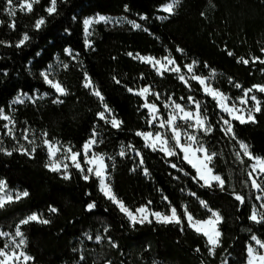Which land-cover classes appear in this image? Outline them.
I'll use <instances>...</instances> for the list:
<instances>
[{"label": "trees", "instance_id": "1", "mask_svg": "<svg viewBox=\"0 0 264 264\" xmlns=\"http://www.w3.org/2000/svg\"><path fill=\"white\" fill-rule=\"evenodd\" d=\"M168 1L58 0L57 13L48 16L45 9L49 0H39L31 13L17 11L15 17H10L5 11V0H0V21L4 22L0 24V40L12 45H0V108L13 117L17 127L28 128L36 135L47 132L46 138L71 146L74 151L82 150L95 128L99 142L93 151L106 155L113 191L129 208L135 210L152 201L154 211L167 212L168 202L162 198L167 196L178 211L187 205L196 219L203 220L210 213L200 201H207L224 218L219 226L220 246L210 255L206 237L190 228L186 220L183 230L181 225L155 220L133 226L101 193L97 178L85 181L71 164L70 179L50 171L45 166L49 159L47 149L39 139L40 146L32 155L0 152V179L6 180L9 188L30 193L27 198L0 209V229L12 232L19 220L31 213L42 214L51 221L21 226L27 240L25 251L35 258V264H108L109 261L111 264H153L154 261L156 264H244L251 235L264 240V222L249 219L257 201V191L248 177L251 160L243 157L241 163L235 155L239 151L237 142L221 130L220 117L228 116L203 93L197 82L190 81L189 89L176 74L158 75L149 64L128 55L129 52L157 58L170 55L182 69L196 60L197 74L207 76L214 70L213 86L232 99L241 97L243 92L230 83V78L245 89L264 84V64L252 63L250 59L252 56L264 59L261 52L264 0H180L167 19L158 18L163 13L160 7ZM95 14L125 16L140 27L134 28L128 22L96 23L88 46L84 21ZM39 17H44L46 24L36 30L34 23ZM13 20L15 29L9 27ZM24 33L30 36V41L15 47ZM177 47L183 52H177ZM65 49L75 53L76 58ZM240 57L249 59V64L238 63ZM57 59L63 64L55 77L68 92L59 96L62 103H53L58 94L41 77V72ZM85 73L102 92L113 114L123 121L119 129L98 118L103 105L84 87ZM144 85H152L154 91L161 93V101H157L161 114L162 101L169 95L182 104L190 95L203 101L213 131L199 135L220 154L214 163L215 170L226 178L224 191L215 186L201 187L202 181H194L195 169L182 159V153L178 157H166L146 147L144 140L136 135L137 131L159 130L149 128L147 109L141 107L143 98L127 91L128 87ZM36 91L49 96L37 102L12 103L19 93ZM257 96L264 102V93ZM180 97L185 99L181 101ZM153 99L149 97V101ZM261 108L260 113H255V123H232L239 140L248 143L254 155L264 157V103ZM4 124L6 121L0 120V133L5 131ZM129 145L134 150L128 151ZM122 146L127 151L123 157L119 155ZM137 151L143 157V165L139 164ZM173 163L177 168L171 167ZM144 168L148 169V175L144 174ZM261 184L264 185V179ZM233 192L243 195L245 202L237 201ZM92 202L96 206L89 211L86 206ZM50 207L58 211L52 213ZM96 235L103 239L97 241ZM112 243L117 247H112ZM80 256L84 259L80 260Z\"/></svg>", "mask_w": 264, "mask_h": 264}, {"label": "snow or ice", "instance_id": "2", "mask_svg": "<svg viewBox=\"0 0 264 264\" xmlns=\"http://www.w3.org/2000/svg\"><path fill=\"white\" fill-rule=\"evenodd\" d=\"M5 2V11L10 17H15L17 11H27L28 13H31L33 11V5L39 3V0H15V2L14 0H5ZM179 4L180 0H169V2L161 6V9L165 13L173 14ZM57 7L58 0H49V6L45 9L48 16L56 14ZM125 10H127V5H125ZM201 15H204V13H201ZM160 18L167 19V16H162ZM109 20L110 18L105 16L86 19L84 21L86 34H91L89 29L94 23H107ZM120 22V20L116 21V23ZM126 22L131 23L134 28L140 27V25L135 22ZM3 23V21H0V24ZM45 24L46 19L44 17H39L34 23V28L40 30ZM9 27L15 29V20L9 24ZM29 41L30 36L27 33H24L18 42H16L15 47L20 48L25 46ZM87 43L91 46L90 41ZM4 44L12 46L9 42L0 40V45ZM176 51L182 53L183 49L177 47ZM65 52L72 56L73 59L76 58L70 49H65ZM261 52H264V48L261 49ZM128 55L142 63L151 65L158 75L163 76L165 73L169 72L176 74V78L183 82L189 89H191L190 81H195L201 86L203 93L206 96H210L216 102L217 108L228 116V119H225L224 116L220 117L221 130L225 136H228L237 142L239 151L235 153L236 158L240 160L241 163H243V157H247L249 160L254 161L251 165L252 171L248 173V177L251 181V187L261 192V195L255 197L256 200L259 201L264 199V185L258 182L261 176H264V157L254 155L250 149V145L243 140H239L232 123V121H238L240 124L256 122L255 113H260L262 111L261 104L264 102L252 93H264V84H256L245 89L239 83L233 82L230 78V83H233L234 87L241 89L243 92L241 97H237L235 101H233L232 97L222 92L218 87L213 86L212 80L215 77L214 70L207 76L196 73L195 68L198 64V61L196 60L183 65L182 69L181 65L177 63L175 57L170 55H166L162 58L141 55L139 53L134 55L131 52H129ZM228 55L231 56L233 53L228 52ZM250 59L252 63L259 62L264 64V59H261L258 56H252ZM237 62L247 65L249 64V59L240 57ZM205 66L207 67V65ZM63 67L67 68L68 66L63 65ZM262 71H264V69H262ZM51 73L52 66L50 65L48 69L41 72V77L44 82L58 94L57 99H55L53 103H62L63 101L59 99V96L67 95V89L61 81L50 78ZM114 80L116 83H120V80L115 78ZM84 87L89 88L92 91V94L95 95L103 105V111L97 113L98 118L105 123L110 124L113 128L119 129L122 126L123 121L117 119L115 114H113L112 109L104 101L102 92L94 85L91 77H89L87 73H85ZM127 91L143 98L144 103L141 107L147 109V123L149 128L155 127L159 129L155 132L151 130L136 132V135L144 140L145 146L151 148L153 151L162 152L166 157H178L179 154L182 153V159L195 169L196 174L192 177L194 181H202L201 187L212 188L215 186L221 191H224L227 183L226 178L215 170L214 163V160L220 154L212 150L199 135V133L207 135L213 131V125L209 121L207 108L204 106L203 101L190 95L187 97V101L182 104L178 103L171 95H169L162 101L163 107L168 110L167 118H165V116L161 114L160 106L157 104V101H161V93L154 91L152 85L138 86L136 88L128 87ZM149 97H153L154 99L149 101ZM26 99L33 98L27 95H18L13 103H24ZM184 99V97H180L181 101ZM249 101L253 102L251 107H249ZM0 120L8 121V123L3 125L7 130L5 134L16 139L15 121L10 115L5 114V110L2 108H0ZM9 124L12 126L9 127ZM29 132L30 130L25 128L22 135L23 139L27 141L29 145H32L31 148L19 144L18 147L9 150L5 148L2 141H0V152H4L6 155H12L13 151H20L23 154L32 155L40 145L36 144L35 139H29ZM42 136L45 138L41 140V144L46 147L49 157V161L45 166L50 171L60 172L63 174L64 179H70L68 169L71 164L72 167L81 172L82 178L85 181L92 177L97 178L101 193L115 204L121 213L128 217L133 226L137 224L152 223L153 220H155V222L162 224L181 225V230H183V223L184 220H186L190 228L194 229L198 234H202L206 237L207 244L209 245V254H215L216 249L221 244L222 232L220 231L219 226L224 218L219 211L211 209L207 201H200L201 206L207 209L210 213L208 218L203 220L196 219L193 213L189 211L187 205H182V211H178L177 207L172 205L171 201H168L167 196L162 197L164 201L168 202L167 212L154 211L151 208L152 201H148L146 204L132 210L113 191L109 165L105 161L104 154L92 152L93 147L99 142V133L95 128L93 129L90 138L82 145L81 151H74L71 146H64L58 141L53 142L51 139L46 138L48 136L47 132H44ZM131 150H134V146L129 145L128 151ZM119 155L121 157L127 155L124 146L121 147ZM136 155L140 156L139 164L143 165L144 160L140 152L137 151ZM81 156H83V164L81 163ZM108 159H112V157H109ZM85 165L87 167H85ZM171 167L175 169L177 168V165L173 163L171 164ZM133 171H135V169H133ZM143 171L145 175L149 174L147 168H144ZM180 171H183V169L181 168ZM254 173L256 176L253 175ZM191 194L193 196L196 195L195 193ZM29 195L30 193L27 190L14 191L10 189L7 181L0 179V209H4L12 203L19 202L22 199L27 198ZM233 195L241 204L245 202V197L243 195L236 192H233ZM95 206V202H92L86 207L87 210L91 211ZM49 211L56 213L58 209L50 207ZM249 219L255 223L264 222V203L260 204L259 208L253 206ZM32 222L49 224L51 221L43 218L42 214L31 213L25 218L19 220L14 233L0 231V237H8L7 242L0 247V264H29V262L34 261L35 258L24 250L27 245V240L24 232L21 230V226L28 225ZM104 231L107 232L108 228L106 227ZM88 238L92 239V236L88 235ZM95 239L100 241L103 237L96 235ZM250 239L252 243L247 245L246 250L248 256L247 264H264V240L255 234L251 235ZM111 246L117 247L115 243H112ZM73 251H77V249H73ZM196 251L198 252L199 249H196ZM83 259L84 257L80 256V260ZM108 264H111V262L109 261ZM153 264H156V262L154 261Z\"/></svg>", "mask_w": 264, "mask_h": 264}, {"label": "rangeland", "instance_id": "3", "mask_svg": "<svg viewBox=\"0 0 264 264\" xmlns=\"http://www.w3.org/2000/svg\"><path fill=\"white\" fill-rule=\"evenodd\" d=\"M14 2H15V0H14ZM169 2V1H168ZM160 9H161V7H160ZM161 11H162V9H161ZM163 12V11H162ZM167 14L168 13H165V12H163V13H161V14H159L158 15V18H160V17H162V16H167ZM98 16H105V15H101V14H95V15H93V16H89V17H87L86 19H90V18H95V17H98ZM105 17H108V18H110V20H109V22L108 23H112V24H121V23H124V22H126V21H132V22H135V21H133V20H130L129 18H127V17H125V16H105ZM85 19V20H86ZM161 19V18H160ZM117 20H120L121 22L120 23H116V21ZM136 24H138L137 22H135ZM96 23H94L91 27H90V29H89V32L91 33L92 32V29H93V26L95 25ZM131 24V23H130ZM85 26V25H84ZM85 37H86V44L88 45V41H90L91 42V34L90 35H88V34H86V32H85ZM89 46V45H88ZM74 55H75V53H73ZM151 56V55H150ZM75 57H76V55H75ZM154 57V56H153ZM157 58V57H156ZM160 58H162V57H160ZM62 61L61 60H59V59H57V61L56 62H54V63H52V64H50L51 66H52V73H51V76H50V78H54L55 80H57L56 79V73H57V71L61 68V66H62ZM49 65V66H50ZM151 66V65H150ZM152 67V66H151ZM48 69V68H47ZM46 70V69H45ZM44 70V71H45ZM257 93L258 92H254V93H252V94H255L256 96H257ZM46 94V95H45ZM18 95H27V96H29V97H32L33 99H26L25 100V102H28V101H30V102H37V101H41V100H44L45 98H47L49 95H48V93H46V92H39V91H36L34 94H28V93H19ZM17 95V96H18ZM16 96V97H17ZM15 97V98H16ZM15 98L13 99V101L15 100ZM257 98H258V96H257ZM57 99V98H56ZM259 99V98H258ZM13 101H12V103H13ZM233 101H235V99H233ZM252 101H249V107H251L252 106ZM14 104V103H13ZM15 104H17V103H15ZM167 109H165L164 108V112H163V114L162 115H164L165 116V118H167ZM5 114H7L6 112H5ZM7 115H9V114H7ZM227 115V114H226ZM11 116V115H10ZM12 117V116H11ZM13 118V117H12ZM225 119H228V118H225ZM14 120V119H13ZM6 123H8V121H6ZM182 123V122H181ZM12 125L11 124H9V127H11ZM6 129H5V131L4 132H2V133H0V141H2V143H3V146L5 147V148H7V149H9V150H11L12 148H14V147H18L19 146V144H23L25 147H28V148H31L32 147V145H29L28 144V142L27 141H25L24 139H23V129H21V128H19V127H17V125H16V123H15V135H16V139H13L11 136H8V135H6L5 133H6ZM40 136V137H39ZM43 138H45V137H43L42 136V133H37V135H36V133L34 132V131H32V130H30V132H29V139L31 140V139H35V142H36V144H37V142L39 141V139H43ZM53 142H56V141H53ZM65 146V145H64ZM92 152H94L93 151V149H92ZM91 154V153H90ZM105 156V161H106V155H104ZM261 157V156H260ZM48 161H49V159H48ZM83 159H82V161H81V163L83 164ZM106 163H107V161H106ZM254 163V161L253 160H251V165ZM251 165H250V171H252V168H251ZM85 167H87L86 165H85ZM63 175V174H62ZM68 175H69V173H68ZM254 176H256V174L254 173L253 174ZM264 179V176H261V178L258 180V182L259 183H262V180ZM10 189H12V190H14V191H21V190H18V189H13V188H10ZM256 191H257V195L256 196H258V195H261V192L259 191V190H257L256 189ZM262 203H264V199H261V200H257L255 203H254V206H256L257 208H259V205L260 204H262ZM0 231H3L2 229H0ZM14 231H15V229L12 231V232H9V233H14ZM5 232H8V231H5ZM17 239H19V238H17ZM7 240H8V237H0V242L1 241H3V244L4 243H6L7 242ZM252 243V242H251ZM255 246V245H254ZM25 250V249H24ZM248 259V258H247ZM29 264H35L33 261H31V262H29ZM75 264V263H74ZM244 264H247V261L244 263Z\"/></svg>", "mask_w": 264, "mask_h": 264}]
</instances>
